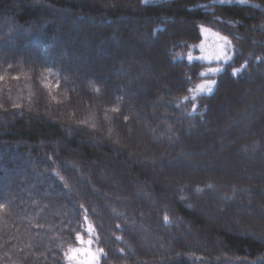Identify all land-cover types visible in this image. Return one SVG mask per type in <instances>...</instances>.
I'll list each match as a JSON object with an SVG mask.
<instances>
[{
    "label": "trees",
    "instance_id": "obj_1",
    "mask_svg": "<svg viewBox=\"0 0 264 264\" xmlns=\"http://www.w3.org/2000/svg\"><path fill=\"white\" fill-rule=\"evenodd\" d=\"M261 23L264 0H0V264H69L77 233L91 236L98 264H264V230L229 233L193 209L215 179L224 198L247 184L248 168L218 164L234 157L233 145L264 137V98L254 100L260 112L228 128L217 125L214 102L250 75L264 84L255 72L264 65ZM142 24L150 52L130 37ZM202 25L229 44L215 74L206 73L214 61L196 57ZM157 70L165 79L150 75ZM205 80L211 91L198 92ZM141 140L146 159L131 154ZM209 156L216 167H200ZM163 173L189 180L166 187ZM135 184L159 202L136 196ZM186 225L203 241L186 243ZM138 226L170 249L144 245Z\"/></svg>",
    "mask_w": 264,
    "mask_h": 264
},
{
    "label": "rangeland",
    "instance_id": "obj_2",
    "mask_svg": "<svg viewBox=\"0 0 264 264\" xmlns=\"http://www.w3.org/2000/svg\"><path fill=\"white\" fill-rule=\"evenodd\" d=\"M143 27H135L132 28V32L130 34V37H132L136 43L141 45L143 49L146 50V52H150L152 50V45L149 42V39L145 33L144 25ZM260 27H264V23L259 24ZM200 31L202 35L201 41L198 43V55L196 56L198 59L204 60L206 62H215V65L211 66L213 69H208L206 71L207 74L213 73L212 70L214 69H221L222 63L224 60H226L229 57V44L227 41H225L224 37L221 36L219 33L214 32L213 30L209 29L207 26H200ZM116 47L117 40H114ZM89 46V45H88ZM89 51L87 52L91 53L90 51H94L98 55H104L103 48L98 49H92L91 47H88ZM17 52L21 50V48L17 47ZM61 57H65L64 53H61ZM67 58V56H66ZM91 59V56H89ZM83 58L82 63H87ZM113 58H110L109 62L112 63ZM109 64V65H110ZM102 71V69H101ZM100 71V72H101ZM255 72L259 74L261 77H264V65L260 66L259 68L255 69ZM71 74L76 75L79 77L77 73L71 72ZM80 74V73H79ZM95 74V73H94ZM96 74H99V71L96 72ZM152 77L159 78V79H165L164 77L167 76L166 70H157L156 73L150 74ZM81 76V74H80ZM109 73H107L103 78L102 82H107L111 77H109ZM145 76H147V73H145ZM96 77L99 80V76L96 75ZM264 82V81H263ZM116 84V83H115ZM199 85L205 86L203 89V92H208L209 89H211L212 81L211 80H205L201 82ZM90 86V82L86 81L85 88ZM116 87H120L119 84L116 85ZM240 89V90H239ZM237 91V94H231V92ZM198 92H201L197 88ZM221 92V90H220ZM236 100L238 103L236 107L232 105V97ZM264 98V84L256 83L255 75H250L244 79L239 84H236L232 87L231 90H229L226 93H223L220 95L219 98H216L214 105L217 108L218 114L221 116L219 119V124L217 122V125L223 127L227 125L228 126H235L238 124L242 119L249 118L253 116L255 113L260 112V108L257 106V101L254 103V100L262 99ZM246 105V106H244ZM238 106V108H237ZM262 112V111H261ZM227 122V124H226ZM222 130V129H221ZM224 130V129H223ZM186 133H189V130H185ZM192 133V132H190ZM200 141L201 136L198 135ZM147 139V138H146ZM148 140V139H147ZM201 142H199L200 145ZM142 146L144 149H142ZM235 146V147H234ZM132 147H135V149H131V154L134 156H141V159H146L148 157L146 149L147 142L144 140L140 141L139 145H133ZM234 147V157L229 158L228 160L225 159L224 156H221V159L223 160L221 163L218 164V167H221L223 170L225 169L229 173H232L233 171L241 172L246 170L247 168L249 170L246 171L245 177L247 178V184H237L236 188L231 193V196H228V198L225 197V192L222 190L226 187L223 185V183H220L216 179L214 186H211V189L208 195L199 194V196L202 198V201L199 202L196 200L193 205V209L195 208L197 212H199L207 221V223L215 225L219 224L222 229H224L226 232L229 233H237V234H256L258 232H261L264 230V224L256 218L259 217L264 220V154H260V149L263 148L264 151V137H262L259 141H251L244 145H233ZM137 148V149H136ZM144 151V152H143ZM146 151V152H145ZM225 152V150H224ZM236 154L238 157H236ZM166 155H162L161 158H164ZM224 157V158H222ZM213 159H215L214 156H209V158L206 160L205 165L202 163H198L200 167L208 166L210 167H216L215 163L213 162ZM225 162H229L230 165H235V167H228L225 165ZM224 170V171H225ZM245 174V173H244ZM106 178V177H105ZM164 181L163 185L168 186L171 182L175 185H177L179 182L183 183L189 178H186V176L183 177H176L173 178L172 175H168L167 173H163V176L161 177ZM106 180V179H105ZM262 180V184L256 183V181ZM106 185L112 188L113 192H116L120 194L119 192H123V184L121 181L111 182L107 179ZM158 181V180H157ZM159 182V181H158ZM163 186V187H164ZM256 189L258 193V197L256 194H254V190ZM146 190H150V184H146ZM132 191L136 196L142 197L143 200L147 201L151 207L154 206L155 202L158 203V199L151 198L150 202V196L147 197V195H144V188L140 185H133ZM196 192V191H195ZM165 200H163L162 205H165ZM230 202L234 205L233 212H230L231 210L228 209L227 202ZM161 205V206H162ZM194 209V210H195ZM111 213L114 215L115 212L111 209ZM132 226H134L132 224ZM135 227V226H134ZM138 234L140 237V240L144 245L150 244L157 247H160L161 250L164 252L168 251L170 249V242L167 240H161L160 236H157L154 232L151 230L138 226ZM186 231L189 234V237L192 239V241L189 242L188 239L185 240L186 243L190 244H196L197 241L202 240L203 237L206 236L204 233H200L196 229H192L191 226L186 225L185 226ZM83 240L86 242L88 241L91 236L82 237ZM92 242L93 239L91 238ZM83 247L85 250H87L91 255L84 256L79 255L75 256V253L71 254L75 256L74 259H70L67 256V260L69 264H89L90 261H92V256H95V260L92 261V264H98L99 260V250L93 245V243L88 246L86 243L84 245H81L78 241L77 244L74 246H71V249H78ZM69 248V249H70Z\"/></svg>",
    "mask_w": 264,
    "mask_h": 264
},
{
    "label": "snow or ice",
    "instance_id": "obj_3",
    "mask_svg": "<svg viewBox=\"0 0 264 264\" xmlns=\"http://www.w3.org/2000/svg\"><path fill=\"white\" fill-rule=\"evenodd\" d=\"M225 39V41H227V38H224ZM192 58H191V56H189V60H191ZM244 68V65H242L241 66V68L240 69H233V72H232V76L233 77H236L241 71H242V69ZM213 71V74H215V73H217V72H219V71H222V69H214V70H212ZM202 75H206V74H202ZM213 83H215V82H213ZM204 87L205 86H201V85H198L197 86V88L201 91V93H203V89H204ZM209 91H211V89H209ZM4 206L3 205H0V208H3ZM167 217H165V221L167 222ZM91 231H92V228H91V226L89 227V229H88V232H89V235L91 234ZM76 240L81 244V245H84L85 243L88 245V246H90L91 244H92V240H91V238L88 240V241H84L83 240V238H82V236L79 234V233H77V235H76ZM101 252H102V250H101ZM73 253H75V256H79V255H84V256H88V255H91L87 250H85L83 247H81V248H78V249H69L68 250V252L66 253V256H68L70 259H74L75 258V256H73V255H71V254H73ZM95 260V256L93 255L92 256V261H94ZM92 261H90L89 262V264H92Z\"/></svg>",
    "mask_w": 264,
    "mask_h": 264
}]
</instances>
